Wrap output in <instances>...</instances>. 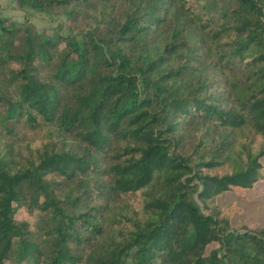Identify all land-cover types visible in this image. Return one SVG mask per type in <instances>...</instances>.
<instances>
[{
    "label": "trees",
    "instance_id": "1",
    "mask_svg": "<svg viewBox=\"0 0 264 264\" xmlns=\"http://www.w3.org/2000/svg\"><path fill=\"white\" fill-rule=\"evenodd\" d=\"M0 9V264H264V0Z\"/></svg>",
    "mask_w": 264,
    "mask_h": 264
},
{
    "label": "rangeland",
    "instance_id": "2",
    "mask_svg": "<svg viewBox=\"0 0 264 264\" xmlns=\"http://www.w3.org/2000/svg\"><path fill=\"white\" fill-rule=\"evenodd\" d=\"M0 9L4 15L11 17L13 20L17 22L28 20L39 29L58 26L66 22L63 15H48L36 10H20L15 0H0ZM219 202L223 206L237 202L242 207L243 213L233 218L235 225L241 223L254 224L255 222L264 224V182L258 183L255 188L248 190L245 195L227 192L219 198Z\"/></svg>",
    "mask_w": 264,
    "mask_h": 264
}]
</instances>
